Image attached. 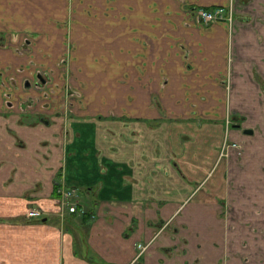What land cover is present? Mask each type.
I'll use <instances>...</instances> for the list:
<instances>
[{
	"label": "crops",
	"instance_id": "crops-1",
	"mask_svg": "<svg viewBox=\"0 0 264 264\" xmlns=\"http://www.w3.org/2000/svg\"><path fill=\"white\" fill-rule=\"evenodd\" d=\"M185 1L202 8L230 2ZM61 2L0 0V51L6 38L20 35L0 70V264H264V0L250 3L255 28L234 37L230 92L221 84L225 25L207 33L187 25L183 0H158L157 8L125 0L100 27L73 33L55 23L69 11ZM165 31L175 35L173 45ZM157 33L156 84L150 72L140 95L136 86L123 96L105 86L113 53L129 64L135 54L118 50ZM72 37L75 87L85 90L92 76L100 85L84 91L90 104L75 105L66 128L59 105ZM39 68L53 75L44 85L48 95L35 91ZM5 84L13 105L2 102ZM157 91L176 100L154 105ZM198 93L203 102L182 103ZM27 95L31 106L23 105ZM232 111L247 116L244 127L254 136L226 128ZM226 137L243 144L227 164L219 156ZM62 187L78 194L83 211L61 210ZM30 209L44 216L29 219Z\"/></svg>",
	"mask_w": 264,
	"mask_h": 264
},
{
	"label": "rangeland",
	"instance_id": "rangeland-1",
	"mask_svg": "<svg viewBox=\"0 0 264 264\" xmlns=\"http://www.w3.org/2000/svg\"><path fill=\"white\" fill-rule=\"evenodd\" d=\"M59 1V0H57ZM61 1V0H60ZM125 0H64V2H61L62 7L59 9H68V13L67 16H65V19H56V24L59 22L60 25H58L61 28H66L68 29V31H71L72 33L78 30L83 29L84 27H86L87 29H91V27H95L98 26L100 27L102 23V21H104L103 19H105V22L108 20H111L114 16V13H117V8H122L123 2ZM151 2H155L154 6L155 8L158 7V0H150ZM184 4H183V10H191L193 7L196 6H190L186 3L185 0H183ZM252 2V0H230L229 5L226 6V9H232L234 10V19H235V23L233 25V27H227V25H223L228 33L229 36V45H228V71L226 74L227 77V83L225 84V81H221L222 86L224 87L225 90H227V92H230V90L232 89L233 83H232V78L234 76V70H235V64L237 62V55L235 53V44H234V37H236V35L240 32V30L243 27H248L250 26L251 28H255L254 26V13L252 12V5H250V3ZM40 4V3H38ZM43 9L45 11H47V7H43ZM55 12L59 11V13H63V11L65 12V10L61 11V10H55ZM121 13V12H119ZM187 14V18L188 20L191 19L189 16V11L186 13ZM63 16V14H62ZM244 16V17H243ZM67 17V18H66ZM227 17H229L227 15ZM230 18V17H229ZM228 18V19H229ZM107 19V20H106ZM247 19V20H246ZM122 20H124V18H122ZM55 21V20H54ZM104 22V24H106ZM114 22V21H112ZM155 29L158 30V17L157 20H155L153 22ZM187 25H191L194 28H196L197 30H202L204 32H209V28L211 27V24L206 25L205 23L202 22H197L196 19H194V22L192 24H188V22H186ZM220 24V23H219ZM256 24V23H255ZM166 33V36L169 37L168 39V44L173 45L172 43H175L177 41V39L175 38V35H173L172 33H168V32H164V34ZM163 34V35H164ZM12 35H16V40L14 41V39L11 37L6 38L8 42H5V40L3 41V47H1V51H0V70L3 69V67H1V65H3L4 63H6L7 61H9L10 56H11V50H15L13 48L12 44H18V40H20V35L13 33ZM74 37H72V39L68 40V48H67V55H66V60H69V62L64 63L63 66L66 67V79H65V85H66V89L64 92V97L61 102V105H59V107L61 106L60 110H63L62 108H65V112L63 114V116L65 117V123H66V128L68 127L69 122L71 121V118H73L74 116V110L76 108V106L78 107H86V105L90 104V99L89 97H87V93L85 94L84 91H87V89H92L93 86L96 85H100V80L98 77L96 76H92L91 79L86 80V82H83V86H85V90H80V87H75L74 83L76 82V79L74 78L75 72H72V65H71V60L74 59L73 54L75 55L77 49L74 47V45L72 44V41H74L73 39ZM32 38H30L29 35H26V37L23 39L24 42L25 40H29L31 41ZM36 40H38L37 38H35ZM158 33L156 35H153L151 37L149 36H145V40H143L142 42L137 41L136 42V46L135 47H124L125 49L121 48V49H117L118 50V55L119 56H124L125 54H131V58H134V54H135V59L132 60L129 64H120L119 61L117 60V52L113 53V56H111V58L114 60H110V63H113L115 66V68H112L114 70V72H112L111 74H109V78L107 79V84H105V86H108V82L111 83V85L116 88V92H120V96L126 95L128 94L127 92L124 93V91H128L131 88H135V92L140 95L142 90V87H144V83H145V73H150L153 75V85L156 82V77L158 76ZM11 44V46H10ZM184 43H181L180 45L182 46ZM11 47V48H10ZM185 47V46H184ZM139 49V50H137ZM232 49V51H231ZM183 51L186 50L185 48L182 49ZM23 52H25L24 50H21ZM186 52H190L188 49L186 50ZM232 53V54H231ZM185 55V51L183 53ZM136 56H138L136 58ZM5 57V59H4ZM188 57V56H186ZM233 58V61H230V58ZM184 58V56H183ZM185 59V58H184ZM64 60V59H63ZM62 60V61H63ZM122 63V62H121ZM112 64V65H113ZM111 65V66H112ZM40 69V68H39ZM38 72H45V70H38ZM155 74V75H154ZM156 76V77H155ZM45 80H52L53 79V75L49 72V74H44ZM135 80H133L132 78H135ZM114 78H116L114 80ZM75 80V81H74ZM42 81V80H41ZM40 80L37 81V84L40 83L42 84V86L38 89L35 88V91L41 94H47V90L44 88V83H42ZM3 82V81H2ZM63 82V85H64ZM130 82V83H129ZM54 83V82H53ZM80 85H82L79 82ZM156 84V83H155ZM264 86V84H263ZM1 89V95H2V102L4 105H13L14 104V98L12 97V94L9 92V86H7L5 84ZM11 87L16 89L14 82L11 84ZM4 88V90H3ZM140 91V93H139ZM143 91V90H142ZM88 92V91H87ZM131 92V91H129ZM27 94H30V92H26ZM131 94V93H130ZM48 95V94H47ZM154 95V94H153ZM263 96V100H264V88H263V92L261 94ZM165 98H163V96L158 93L156 96H154L152 98V104L154 105H158L159 107L165 106V104H171L172 102H174L175 100L172 98H169L166 96H164ZM204 95L201 94H197V95H191L189 98L186 96V101L187 99H189V102H185V99H182L183 102L186 105H190L192 102H196L199 101L201 102V99H205ZM56 98H58V96H55V100ZM32 100L34 98L30 97L29 95L26 96V99H24V101H26L23 105H28V100ZM143 99V98H142ZM149 99L148 97H145V100ZM151 99V98H150ZM35 100V99H34ZM129 100L131 101L130 103H132L133 98H129ZM193 100V101H192ZM196 100V101H194ZM58 100H56L57 102ZM205 101V100H204ZM171 102V103H169ZM203 102V101H202ZM120 103V102H119ZM26 105V106H27ZM76 105V106H75ZM25 110V109H24ZM231 113V112H229ZM237 113V111H233L232 114ZM31 122V121H30ZM29 123V121H28ZM238 150V149H237ZM239 153H242V148L239 149ZM232 153V152H231ZM237 156L239 157V159L242 157L238 154L237 152ZM226 159V158H225ZM229 159H231V156L229 158H227L226 160V164L229 163ZM78 195V194H77ZM59 200V199H58ZM66 212L69 213L68 208L65 210ZM44 216V214H43Z\"/></svg>",
	"mask_w": 264,
	"mask_h": 264
},
{
	"label": "flooded vegetation",
	"instance_id": "flooded-vegetation-1",
	"mask_svg": "<svg viewBox=\"0 0 264 264\" xmlns=\"http://www.w3.org/2000/svg\"><path fill=\"white\" fill-rule=\"evenodd\" d=\"M219 8L224 9L225 12H226L225 15H224V17H223V19H221V20L205 22V20H203L199 16V11H201V10H215V9H219ZM226 8L227 7H212V8L193 7L191 10H186L184 12L187 13L189 11V16H190L191 19H189V20L187 19L188 24H192L194 22V19H196L197 22H202V23H205L206 25L212 23L211 24V26H212L214 24H219L220 23V24L227 25V27L228 26L229 27H233V25L235 23V19H236V17L234 19V10H232V9H226ZM227 15L230 18L227 17ZM231 51H232V49H231ZM230 61H233V58L232 57L230 58ZM66 63H67V61H66ZM40 70L42 71V69H40ZM38 74L40 75L39 80L40 81L42 80L41 82H45L46 83L47 80H45L44 74H47L48 75L49 72H47V71H45V72H38ZM226 79H223V81H225V84L227 83V80ZM39 86L41 87L42 84L38 83L34 87L39 89L40 88ZM32 104H33V101L29 99L28 100V106H31ZM24 109L25 108L23 107L22 110H24ZM62 109L64 110L65 108L63 107ZM232 112L231 113H228L227 118L225 120V126H226V128L228 130H230V129L239 130L243 136H254L255 135V132H256L255 129L244 127V123L247 121V116L243 115L239 111H237V113H235V114L234 113L232 114ZM240 148H243V144L234 142V141L230 140L228 137H226L225 140H224V142H223V146L220 149V154H219L220 160L225 159V158L227 160V158L230 157V151L231 150H237V149L239 150ZM77 197H78V195H77ZM76 200H77V198H76Z\"/></svg>",
	"mask_w": 264,
	"mask_h": 264
},
{
	"label": "built area",
	"instance_id": "built-area-1",
	"mask_svg": "<svg viewBox=\"0 0 264 264\" xmlns=\"http://www.w3.org/2000/svg\"><path fill=\"white\" fill-rule=\"evenodd\" d=\"M225 13H226L225 10L221 8L215 10H201L199 11V16L203 20H205V22H209V21H216L223 19ZM76 198H77V193L75 191H67L62 187L58 191L59 200H57V202L62 211L68 208L69 213L73 214V213H77L78 211H83L80 210ZM27 217L29 219L42 218L43 212L37 209H30L27 212Z\"/></svg>",
	"mask_w": 264,
	"mask_h": 264
}]
</instances>
